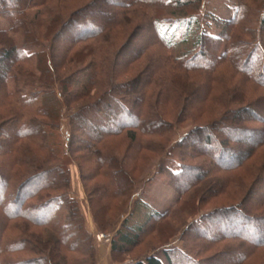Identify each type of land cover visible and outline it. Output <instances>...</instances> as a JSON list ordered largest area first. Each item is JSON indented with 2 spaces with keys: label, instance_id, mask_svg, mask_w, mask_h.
Wrapping results in <instances>:
<instances>
[{
  "label": "trees",
  "instance_id": "obj_1",
  "mask_svg": "<svg viewBox=\"0 0 264 264\" xmlns=\"http://www.w3.org/2000/svg\"><path fill=\"white\" fill-rule=\"evenodd\" d=\"M46 2L47 0H0V21L3 20L7 23L5 26L2 23V26L0 25V91H2L0 94L3 95V97L1 95L0 105L8 99L10 102L6 106L13 108L11 110L13 111L12 117L0 118V131L4 129L10 133L18 131L17 134L15 132V136L7 140L8 142H3L0 146V157L6 160L4 166L0 167V264H94L95 252L92 245L94 238L84 226V219L76 200L70 197L67 192L69 187L68 166L70 164H77L81 181L84 183L86 180L80 164L72 154L76 150L89 154L95 162L96 170L105 178L102 189L98 188L100 192L97 198L103 201L106 198L115 199L126 195L128 197L124 202L126 208L130 196L133 195L132 188L138 180H134L129 173H124L117 165L119 169L113 167L118 163V159L112 153L108 156V153L104 152L107 145L105 140L125 133V137L130 143L126 152L127 158L133 152L136 155L139 151L153 150V141L147 137L167 135L172 127L161 114L160 106L163 103H169V101L175 102L176 97L182 94L171 83L160 84L154 105L147 102V88L151 84L157 85V80L153 81V79L162 68L157 62L154 67L157 69V73L150 70L151 68H147L143 71L146 74L141 75L138 79L137 75L132 81V84H135L140 79L144 80L141 88L135 85L134 90L136 91H134L130 82L116 84L117 87L126 89H124L123 98L118 97V99L108 94L111 91L108 89L111 84H114L111 79H114L115 72L128 71L134 62L149 53V45L148 47L142 46L132 55L124 56L122 63L118 61L119 57L116 55L114 58L106 54L95 55L93 49H83L73 54V48L80 43L98 38L109 29L121 25L128 10L142 6L152 9V12L146 10L144 24L135 25L127 37L126 45L118 53L119 56L131 47V43L139 32L149 25L151 33H148L149 37L146 38V41L150 39L153 47L160 45L165 50L164 60L162 61L161 58V61L172 70L186 76L201 75L205 82L204 87L210 88V91L215 88L212 86L213 79L216 78V72L223 65L226 68L230 67L251 84L264 87V52L258 43L246 44L243 48H237L236 51H233V48L230 52L228 51L234 45L230 40L236 38V36L230 35L229 30L232 26L239 25L243 18L241 6L237 7L236 10L239 12L234 15L232 20L225 24L217 21L222 32L220 36H201L196 46V53L177 59L166 53V50L170 51L171 44L163 38L156 24L157 20L168 22L170 20L167 19H172L168 16L174 15L159 4L172 3L176 13L182 14L191 5L198 6L201 0H118L115 2L116 7L112 17L114 20L108 18L104 21H98L97 18L92 17V20H86L89 14L87 12V9L90 8L89 5L72 11L70 16L64 19L62 15L58 14L57 8L54 9ZM34 8L36 10L33 18H37V20L27 21L26 11ZM81 16H85V19H82ZM34 25L44 29L45 33L38 34ZM79 26L85 28L87 33L78 36L76 28ZM260 26L264 32V13L260 18ZM43 36L44 38L41 40L40 37ZM59 38L63 41L62 52L56 50ZM221 41L224 43V52L217 55V50L223 44ZM40 46L44 49L33 51ZM57 57L60 61V64L58 63L59 70H65L63 76L57 69L58 64L55 67L54 58L57 59ZM86 59L89 60L86 61ZM117 63H120L119 67H117ZM22 67H27L28 70H23ZM102 81L106 82L104 86H107V90L105 89L96 102L69 108V101L88 97ZM18 84L30 87L31 90L27 91L28 94L24 92L27 95L22 97L17 88L13 89ZM34 89L36 91H32ZM129 94L134 97L132 100L126 101L125 97ZM214 102L216 104V97L213 99ZM102 103H105L103 108L101 107ZM151 106L153 110L149 109L150 111H148L147 108ZM240 106L241 104H238L235 108L221 111L216 121L194 127L186 137L180 140L183 150L181 149L179 153V159L182 161L179 163L177 171L167 170L170 187L175 190L177 195L175 202L163 212H158L141 201H134L132 211L120 221L119 227L109 242L110 257L114 262L117 260L115 255L125 253L137 246L142 235L152 232L165 220H173V213L179 206L187 204L185 206L187 209L191 204L192 212L195 215L199 201L206 199L208 195L221 196L229 188L233 189L231 192V194L234 193L233 195L244 194L230 207L232 212L226 213L227 215L237 216L246 223L250 221L264 222V215L260 214L264 208V189L261 188L262 191L259 194H254L258 184L263 182L264 186V164L260 169H255L252 174H246L247 177L249 176L247 180L250 181V185L249 181L243 183L242 177L231 175L233 171L242 169L256 152H260L264 148V108L261 110L258 104H254L258 113L252 112V115L256 114L259 119L256 122L263 126L258 129L246 126L253 120L252 116H250L251 118L245 117L250 114L251 106ZM207 107H205V112L209 114L219 111L213 105L208 110H206ZM65 109L70 112L68 117L71 135L72 131L84 129L85 132L82 130L81 133V137L84 136V139L76 144V137L73 135L71 137L69 134L66 140V152L61 157H56L45 143L47 136L45 127L58 125ZM131 112L135 116L134 120H125L126 114H132ZM186 113V110L181 109L179 113L181 115L177 119L182 120ZM177 119L175 121H178ZM16 123L19 124V127H16ZM221 130L224 131L225 136L220 138ZM228 135L233 138L235 136L237 140H231ZM37 138H42L43 141H36ZM249 139H252V145L248 148L245 145L237 144L238 141ZM22 140L29 141L38 150L41 157L38 159L29 147L21 146ZM232 149H234L233 154L230 152ZM104 153L105 156H103ZM22 169L24 171H21ZM121 171L123 175H121ZM206 182H211V184L207 183L206 191L198 194L200 186ZM83 187L87 194L92 220L98 229L104 232L103 227H110L112 221L103 223L93 206L95 198L87 193L84 184ZM198 195H202V197H197ZM139 205L145 209L146 213H143L141 222L129 226V219ZM104 207L105 203L103 209ZM103 215L106 214L103 213ZM211 215H217L218 218L226 216L223 211ZM118 216L120 217L121 214ZM15 221L25 222L37 229L50 231L53 237L41 244L33 241L32 238H26L25 235L23 237L12 236L10 231L16 229L9 230V227L11 223V226H17ZM192 227L198 234L197 236L204 240L202 243L206 244L204 248L207 250L213 246L225 244V242H233L235 245L233 251L221 252L228 258L225 260L230 259L225 264H247L256 254L264 251V236L257 235L255 239H251L249 235L231 234L226 230L227 227H223L224 231L221 232V226L217 223L211 227L207 215H202L198 220H194ZM24 228L19 227L22 234L26 233ZM50 242L52 248L48 251L44 244L50 245ZM59 249L64 251V257L60 255ZM172 253H175L174 256L170 255ZM186 253L188 256L182 255L178 250L170 253L164 250L162 252L164 261L151 255L133 260L129 264L212 263L208 260L198 263L193 258L194 256L192 257L187 251Z\"/></svg>",
  "mask_w": 264,
  "mask_h": 264
},
{
  "label": "rangeland",
  "instance_id": "obj_2",
  "mask_svg": "<svg viewBox=\"0 0 264 264\" xmlns=\"http://www.w3.org/2000/svg\"><path fill=\"white\" fill-rule=\"evenodd\" d=\"M116 1L118 0H47L46 4L53 6L54 9L57 8L58 14L60 16L62 15V18L64 19L70 16L72 11L79 10L89 5L90 8L87 9V12L89 13L88 17L87 14H85L87 17L86 20L90 21L92 18H97L98 21H104L108 18L110 20H114L112 17L114 8L116 7ZM159 5L163 6L167 11H170L171 14L174 15L168 16L172 19H167L168 17L166 18L167 20H170L168 22L158 20L156 22L160 34L168 43L171 44L170 51L167 52L166 50V53L172 55L174 58L181 59L186 55H192L196 53V46L201 36H220L222 32L217 21L225 24L229 20H232L234 15L239 12V10H236L238 6H241L240 8L243 12V18L239 25L232 26L229 30L230 35L236 36V38L233 39L231 37L232 39L230 42H233L234 45L231 46L228 51L230 52L231 48H233V51H236L237 48H243L246 44L258 43L261 50L264 52V32L260 28V18L264 13V0H201L198 6L196 4L191 5L182 14L176 13V9H174L172 3L168 4L164 2V4ZM147 9L148 11L152 12V9L142 6H137L135 9L128 10L124 15V22H122L121 25H117L116 27L109 29L98 38L78 44L73 48L72 53L75 54L83 49H93L95 55L106 54L111 58H114L116 55V57H119L118 61L122 63L124 56H127L128 54L132 55L134 52L142 48V46L148 47L149 45V53L134 62L133 65L128 68V71L123 73L115 72L114 79H111V82L113 81L114 84H111L110 89H108L111 91L108 92V94L117 98H123L124 91L126 89L117 87L116 84L130 82L129 84H131V88L133 90L137 85L141 88V84L144 82V80L140 79L135 84H132V81H134L137 75L138 79L141 77V75L146 74V72L143 73V71H145L147 68H151L150 70L157 73L158 71H156L157 69H154V67L155 65L159 64L162 68L157 74H155L153 79V81L157 80V85L151 84L150 87L147 88V102L151 103V105H154L156 94L159 91V85L171 83L172 86H174L183 96H177L175 102L169 101V103H163L159 110L163 117L172 125V127L170 128L167 135L165 134L161 137H147V139L153 141V150L147 149V151H139L136 155L133 152L134 156L132 157V154L128 158L126 152L130 143L128 138L125 137V133L105 140L107 145L104 152H106V154L108 153V156H110L112 153L114 157H117L118 159V163H116L113 167L115 169L121 168L124 173H129L132 178H134V180H138L136 185L132 188L133 195L130 196L131 198L126 208L124 207V202L126 198H128L126 195L124 197L115 199L106 198V200L103 201L97 198V195L100 192V190L98 191V188L101 187L102 189V185L105 183V178L96 170L95 162L93 159H91L89 154L87 155L77 150L74 151L72 156L80 164L81 170L83 171L86 180L84 183L81 181L77 164H70L68 166L69 187L67 192L70 197L76 200L77 206L84 219L85 228L90 226L88 215H90L91 220L92 216L83 184L86 187L87 193L95 198L93 200V206L99 214L101 220H103V223L106 224V222L109 223L112 221L110 223V227H103L105 230L104 232H101L92 220L93 225L97 230V233L89 232L94 238L92 244L95 252L94 264H129L133 260L142 259L151 255L163 260L164 257L162 252L164 250L168 251L169 253L171 251L178 250L184 256H188L186 253L187 251L190 255H192V257L194 256L193 258L198 263H201L202 260H208L209 262H212L210 264H225L226 261H230V259L225 260L228 258L223 256V253L221 252L229 250L233 251V248H235L233 242H225V244L213 246L210 250L205 249L204 246H206V244L202 243L204 240H201V238L197 236L198 234L193 230L192 223L194 220H198V218L202 215H207L211 227H214L217 223V225L221 226V232L224 231L223 227H227L226 230L231 232V234H245L249 235L251 239H255L257 235L264 236V222L250 221L249 223H246L245 221H242L241 218H237V216H230L226 214L232 212L230 207L233 206L234 203L238 201L239 197H242L244 194L233 195L234 193L231 194L233 190L231 188H229L228 191L221 196L208 195L206 199L199 201L197 214L195 215L192 212L193 208L191 204L187 209H185L187 204H179L181 207L179 206L178 209L173 213V220L168 219L161 222L159 227H157L155 230L142 235L137 246L127 250L125 253L115 255V258L118 261L116 260V262H114L110 257L109 242L112 239L115 230L119 227L120 221L132 211L134 201H141L158 212H163L175 202L177 195L175 190L170 187V178L168 177L167 170L171 172L178 170L177 168L179 167V163L182 161L179 159V153L181 152V149L183 150L180 140L186 137L187 133L191 131V129L213 123L216 121L217 117H219L221 111L224 112V110L227 108H235L238 106V104H241L240 107L251 106L250 114L245 115V117L252 116L253 120L251 123L246 124L247 127H256L258 129H260L259 127H263L256 122L259 119H257L256 114L252 115V112L258 113L257 108L254 107L255 103L258 104V107H261V110L264 108V87L251 84L246 79L239 76L230 67L226 68L223 65L216 72V78L213 79L214 83H212V86L215 88L210 91V88L204 87L205 82L203 81L201 75L195 74L194 76H186L180 72H177L176 70H172V68L162 62L164 60L163 58L165 50L160 45L157 46L155 44L156 46L153 47V43L150 41V39L146 41V38L149 37L148 33H151L149 25L145 27L143 31L139 32L138 36H136L135 40L131 43V47H129L127 51L123 52V55L119 56L118 53L121 51L123 46L126 45L125 43L127 41V37L132 32L135 25L144 24V19L147 15ZM35 10L36 9L34 8L26 11L28 15L27 21L34 22L37 20V18H33ZM85 16H81V18L85 19ZM1 23L4 26L7 25V23L3 20L0 21V25L2 26ZM34 28L38 34L45 33V30L39 26L34 25ZM76 31L78 36L87 33L86 29L82 28L81 26L76 28ZM43 38L44 36L40 37L41 40ZM57 41L56 50L62 52L63 41L60 38ZM221 43H223V41H221ZM223 47L224 43L222 46L220 45V48L217 50V55H219L221 52H224ZM43 49L44 47L40 46L33 51H41ZM59 52L58 54H60ZM213 52H215V49H213ZM88 60L89 59H86V61ZM54 63L55 67L58 63L60 64L58 57L57 59L54 58ZM59 64L57 69L61 76H63L65 70H59ZM119 64L117 63V67H119ZM109 66L111 68L110 63ZM22 69L26 70L27 67H22ZM105 83L106 82L103 81L98 83V88L95 87L88 97L81 100L69 101V108H77L87 103L96 102L97 99L105 92L107 87L104 86ZM54 87H57V85H54ZM16 88L17 91L21 93L22 97H24L23 95L28 94L27 91L31 90L30 87H23V85L19 84L13 89ZM32 91H36V89ZM0 93H2V91H0ZM1 95L2 94H0V99ZM127 97H125L126 101L132 100L134 96H130L129 94ZM215 97L217 99L216 104L215 102L213 103V99ZM8 98L10 99V97ZM190 98H194V100L191 99L190 101H184L185 99ZM9 102L10 100L7 99L4 104L0 105V118L6 119L13 116V111H11L13 108L6 106V104ZM104 104L105 103H102V108L105 107ZM211 105H213V107L215 106L219 111L214 114L205 112V107H207L206 110H208ZM152 108L153 107L151 106L147 109L148 111H152ZM181 109L183 111L186 110L187 113L183 116L182 120H178L177 117L181 115L179 114ZM69 113L70 112L65 109L62 112L61 120L58 125H55V127H45V131L47 132L45 143L56 157H61L67 149V136H69V134L71 135L69 128ZM134 118L135 116L133 113H128L126 114L125 120L133 121ZM176 119L178 121H175ZM16 127H19V124L16 123ZM82 130L85 132L84 129H81V131H72V135L76 137V144L80 143L81 140L84 139V136L81 137ZM15 132L16 134L18 133V131ZM15 132L10 133L8 130H1L0 146L3 144V142L6 143L8 142L7 140L9 138L15 136ZM220 132V138L223 135L225 136L224 131L222 132L221 130ZM228 136L231 140H237L235 136L234 138L230 137L231 135ZM149 140L147 141L149 142ZM36 141L42 142L43 139L37 138ZM237 144L239 146L245 145V147L248 148L252 145V139L238 141ZM20 145L29 147L33 151L34 156H36L38 159L41 157V154L30 144L29 141L22 140ZM73 147L75 148V145H73ZM233 151L234 149L230 151L231 154L234 153ZM103 156H105V153ZM5 161L6 160L3 157H0V167L4 166ZM263 164L264 148L260 152H256L253 158L247 162V164H245L242 169L239 168L238 170L233 171L231 175H235L237 177L240 176L243 179V183H247L246 181H249L247 180L249 176L247 177L246 174H252L255 172V169H260ZM21 171L24 170L22 169ZM123 172L121 171V175H123ZM207 183L211 184V182H206L203 186H200V191L198 194H201L202 192L204 193L206 191L208 188V185L206 186ZM248 184L250 185V181ZM261 188L264 189L263 182L256 186L254 194H259L260 191H262ZM26 190H28V188H26ZM197 197H202V195H198ZM104 203L105 207L103 209ZM9 211H11V209H9ZM221 211H223L226 216L218 218L217 215H211ZM261 211L262 212H260V214L264 215V208ZM103 213L106 215H103ZM143 213H146L145 209L140 205L137 206L133 212V215L129 219L128 225L131 226L133 223L141 222ZM120 214L121 216L119 217L118 215ZM210 215L211 217H209ZM14 223L17 226H11V223L9 230L16 229L18 231H10V233L13 234L12 236L20 235L23 237L25 235L26 238H32L33 241L41 244L45 243V240L53 237L50 231L37 229L35 226L29 225L25 222L15 221ZM19 227H25L24 230H26V233L22 234ZM256 227H258V229H256ZM163 229H166L167 231L164 232ZM99 235H103V238L99 239ZM171 236L173 237L168 241ZM165 242H167V244L163 246ZM49 244L50 245L44 244V247H46L48 251L52 248L51 242ZM99 244H104L108 247L106 249H103L102 247L99 248ZM59 251L61 253L60 255L64 257V251H61L60 249ZM101 254H104V256L100 257L99 255ZM174 254L172 253L170 255L174 256ZM24 256H26V254H24ZM102 259L104 262H102ZM247 264H264V251L256 254L254 258H252Z\"/></svg>",
  "mask_w": 264,
  "mask_h": 264
},
{
  "label": "crops",
  "instance_id": "obj_3",
  "mask_svg": "<svg viewBox=\"0 0 264 264\" xmlns=\"http://www.w3.org/2000/svg\"><path fill=\"white\" fill-rule=\"evenodd\" d=\"M162 211H163V210H162ZM88 220H89V222H90V226H89V227H86V228H87V231L90 232V233H91V232H92V233H97V230H96L95 226L93 225V222H92V220H91L90 215H88ZM101 247H102L103 249H104V248L106 249L108 246H105L104 244H102V245L99 244V248H101ZM99 256H100V257H103L104 254H101V255H99ZM102 262H104L103 259H102Z\"/></svg>",
  "mask_w": 264,
  "mask_h": 264
},
{
  "label": "built area",
  "instance_id": "obj_4",
  "mask_svg": "<svg viewBox=\"0 0 264 264\" xmlns=\"http://www.w3.org/2000/svg\"><path fill=\"white\" fill-rule=\"evenodd\" d=\"M98 238H99V239L103 238V235H99Z\"/></svg>",
  "mask_w": 264,
  "mask_h": 264
}]
</instances>
